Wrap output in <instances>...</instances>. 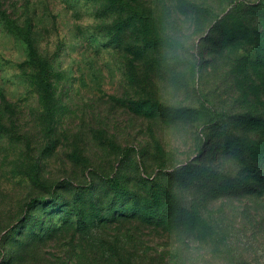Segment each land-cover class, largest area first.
Segmentation results:
<instances>
[{"label":"rangeland","instance_id":"374dc122","mask_svg":"<svg viewBox=\"0 0 264 264\" xmlns=\"http://www.w3.org/2000/svg\"><path fill=\"white\" fill-rule=\"evenodd\" d=\"M0 264H264V0H0Z\"/></svg>","mask_w":264,"mask_h":264},{"label":"trees","instance_id":"16d2710c","mask_svg":"<svg viewBox=\"0 0 264 264\" xmlns=\"http://www.w3.org/2000/svg\"><path fill=\"white\" fill-rule=\"evenodd\" d=\"M196 94L199 99L200 105L208 112L209 115V124L210 125H217L221 121V116L211 108L209 105L207 99L203 96V94L198 90L196 91Z\"/></svg>","mask_w":264,"mask_h":264}]
</instances>
